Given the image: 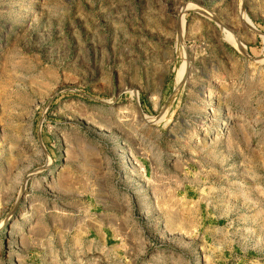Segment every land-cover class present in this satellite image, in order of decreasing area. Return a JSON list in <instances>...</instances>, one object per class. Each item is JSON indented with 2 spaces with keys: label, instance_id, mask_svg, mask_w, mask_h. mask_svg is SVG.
<instances>
[{
  "label": "rangeland",
  "instance_id": "rangeland-1",
  "mask_svg": "<svg viewBox=\"0 0 264 264\" xmlns=\"http://www.w3.org/2000/svg\"><path fill=\"white\" fill-rule=\"evenodd\" d=\"M0 264H264V0H0Z\"/></svg>",
  "mask_w": 264,
  "mask_h": 264
},
{
  "label": "bare ground",
  "instance_id": "bare-ground-1",
  "mask_svg": "<svg viewBox=\"0 0 264 264\" xmlns=\"http://www.w3.org/2000/svg\"><path fill=\"white\" fill-rule=\"evenodd\" d=\"M234 41H235V40H234ZM235 43H237V41H235ZM185 69H186V65L184 64V65L179 69V71H178V75H179V77H181V76L184 74Z\"/></svg>",
  "mask_w": 264,
  "mask_h": 264
}]
</instances>
